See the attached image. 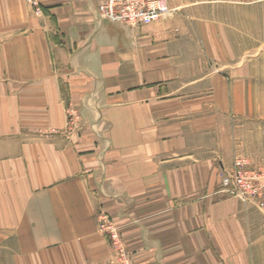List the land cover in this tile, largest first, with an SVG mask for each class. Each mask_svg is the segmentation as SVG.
Segmentation results:
<instances>
[{"label": "crops", "instance_id": "crops-1", "mask_svg": "<svg viewBox=\"0 0 264 264\" xmlns=\"http://www.w3.org/2000/svg\"><path fill=\"white\" fill-rule=\"evenodd\" d=\"M102 1L0 0V264H115L99 211L134 264H249L220 172L264 153V0Z\"/></svg>", "mask_w": 264, "mask_h": 264}, {"label": "built area", "instance_id": "built-area-1", "mask_svg": "<svg viewBox=\"0 0 264 264\" xmlns=\"http://www.w3.org/2000/svg\"><path fill=\"white\" fill-rule=\"evenodd\" d=\"M26 1L36 7L40 5V0ZM98 10L102 19L129 26H143L161 21L175 9L169 7L165 0H103ZM247 164L246 161L237 159L231 172L222 169L224 190L238 196L243 202L257 196L264 187V184L259 185L255 177L249 174ZM97 222L99 229L110 238L116 255L115 264H134L120 233V227L111 216L105 211H99Z\"/></svg>", "mask_w": 264, "mask_h": 264}, {"label": "rangeland", "instance_id": "rangeland-1", "mask_svg": "<svg viewBox=\"0 0 264 264\" xmlns=\"http://www.w3.org/2000/svg\"><path fill=\"white\" fill-rule=\"evenodd\" d=\"M166 3L169 5L167 0ZM175 9L171 12L167 17H164L161 21L172 18L174 16L186 15V11L183 9L172 8ZM260 12L264 15V11H258L259 18ZM211 17H216L217 9H210L208 11ZM262 17V16H261ZM263 18V17H262ZM264 22V20H262ZM160 22V21H159ZM249 26H243V29L249 32ZM258 33L259 35H264V25L258 26ZM249 41H244L243 46H249ZM258 53L260 51H264V43H258ZM227 53H230L229 46L227 43ZM230 60V59H226ZM233 60V59H231ZM217 59H210L211 64L217 66ZM226 69V68H225ZM264 109V106H263ZM237 159H242L246 161L247 169L249 174L252 177H255L256 181L259 185L264 184V153L258 154L256 156L244 153V152H237L233 161V165L227 169L229 172L233 170L234 163ZM223 170L220 172V180H221V187L220 191L224 193L227 197L236 198L240 201L241 207H239L241 214L239 215L240 227L242 232V237L244 242L246 241L250 247L248 250L250 263L249 264H264V187H262L259 194L255 197L250 198L248 201L243 202L241 199L236 196L228 193L224 190L223 187ZM119 226V225H118Z\"/></svg>", "mask_w": 264, "mask_h": 264}]
</instances>
